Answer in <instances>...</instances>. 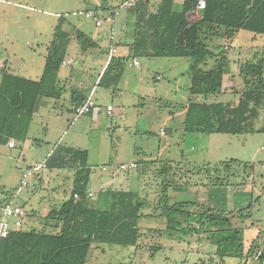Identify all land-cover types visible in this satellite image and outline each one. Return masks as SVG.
Returning a JSON list of instances; mask_svg holds the SVG:
<instances>
[{
  "label": "rangeland",
  "instance_id": "374dc122",
  "mask_svg": "<svg viewBox=\"0 0 264 264\" xmlns=\"http://www.w3.org/2000/svg\"><path fill=\"white\" fill-rule=\"evenodd\" d=\"M100 1L0 0V42L10 44L2 38L3 33L14 42L17 50L24 49L27 42L35 45L37 42H47L52 39L54 29L62 18L63 27L73 40L77 32L85 33L98 44L91 51L92 55H100L110 47L111 42L109 38L106 40V34L110 33L111 27L115 32L114 44L118 43L120 35L119 21L113 26L104 22L99 28L95 19L86 17L88 12L102 9L103 3L100 4ZM104 1H109L110 5L118 2ZM253 37L249 32L241 31L232 41L223 42L237 49L230 58H237L239 50H242L244 60H250L257 48L261 44L264 46V36H257L259 42ZM76 51L82 60L81 66L85 69L93 67L89 64L92 55L84 56L82 46L73 41L69 56H77ZM120 52L125 53L122 49ZM136 60L140 66H130L127 62L116 89L97 87L94 97L97 108L92 116L74 119L76 115L71 112V105L50 113L41 112L32 122L26 143H16V149H9L7 145L0 148V197L8 189H11L8 193L12 192L13 195V190L20 186L21 168L26 164H42L55 146L87 150L88 165L92 170L88 189L95 193V197L87 198L88 201L96 206L102 190L109 195L111 190L129 187L145 201L142 212L147 216L139 222L141 239L138 246L93 244L86 264H241V260L234 256L221 262L210 233L195 231V234H189L183 230L187 226L186 220L179 215L178 223L184 224H176V230H172L174 235L170 237L167 218L162 214L179 202L198 203L202 209L198 213L207 208L237 211L253 205V218L236 226H241L244 232L243 255L248 254L256 237L255 243L259 246L242 264H258L257 257H253L264 246V133H186L184 123L191 97L192 60L146 57ZM215 64L213 62L209 66L206 63L201 69L212 68ZM98 74L95 73V77ZM157 77L160 79L157 80ZM236 77V84L239 85L242 78L240 75ZM214 98L198 97L196 100L204 102ZM215 99L227 102L235 98L233 95H221ZM109 106L115 111L108 113L105 109ZM102 109L106 113H102ZM97 114L98 119L95 120L93 116ZM261 116L256 126L263 128L264 110ZM37 160L39 162L35 163ZM132 161L138 165L136 169L120 170L121 165H129ZM172 165V169H168ZM194 165L215 166L220 173L216 175L203 171L201 175H191L189 168ZM75 178L76 169L47 170L42 178L44 184L29 199L27 196L35 187V177L31 179L29 187L23 189L20 196V202L21 199L26 201L28 219L33 220V211L41 212L42 200L52 198L51 204L59 209L58 205L71 197V184ZM221 180L224 182L222 186L209 185L211 181L220 183ZM195 221H190L192 227L199 226ZM51 227L40 224L36 228L55 232ZM28 228L26 223L22 229Z\"/></svg>",
  "mask_w": 264,
  "mask_h": 264
},
{
  "label": "trees",
  "instance_id": "16d2710c",
  "mask_svg": "<svg viewBox=\"0 0 264 264\" xmlns=\"http://www.w3.org/2000/svg\"><path fill=\"white\" fill-rule=\"evenodd\" d=\"M176 0H162L158 10L150 11L147 0L136 4V35L129 58H186L192 60L190 68L191 97L188 100L185 117V132L198 134L255 135L264 133V127H257L264 110V48L239 67L244 88L236 89L233 101L220 102L215 98L222 94L224 75L230 72L224 52L216 54L210 46L213 39H233L241 30L256 36H264V0H206L207 6L200 19L189 20L196 11L194 0H183V9H174ZM60 19L48 49V56L39 81L26 79L3 72L0 79V148L11 139L27 140L39 97L59 99L63 90L59 87V72L67 57L71 34L63 29ZM84 51L96 43L84 33L74 37ZM218 64L210 70L201 69L208 58L218 57ZM129 58L113 57L100 78L99 86L116 89L122 80ZM215 97L212 101H197L198 97ZM73 102L84 103L79 93H73ZM89 152L57 145L47 159L48 170L76 169V178L71 197L59 209L52 210L47 220L56 222L55 232L45 229L15 230L0 240V264H86L93 244L103 243L122 247H136L140 243L139 222L145 218V207L139 194L117 189L110 194V208L98 210L87 199V189L92 170L88 165ZM234 162V161H233ZM138 167V165H137ZM173 165L168 169H172ZM208 168V169H207ZM172 171V170H171ZM220 173L215 166L194 165L189 174L201 175ZM209 182V181H208ZM209 182L210 186L223 185ZM12 193V192H11ZM10 193V194H11ZM78 194L81 201H76ZM3 201L9 197L8 191ZM202 210L196 202L175 203L162 216L168 221V232L173 237L179 215L187 226L183 230L194 233H210L216 243L217 254L224 262L234 256L246 261L259 248L254 239L248 254L243 255V229L237 227L253 218V205L243 209ZM150 216V215H149ZM159 216V215H158ZM176 216V218H175ZM197 220L198 227L191 226ZM234 221H236L234 224ZM201 230V231H200ZM159 231V230H158ZM160 232V231H159ZM264 264V250L257 258Z\"/></svg>",
  "mask_w": 264,
  "mask_h": 264
},
{
  "label": "crops",
  "instance_id": "0c3cea01",
  "mask_svg": "<svg viewBox=\"0 0 264 264\" xmlns=\"http://www.w3.org/2000/svg\"><path fill=\"white\" fill-rule=\"evenodd\" d=\"M138 1L139 0H118L117 4H115V5H110L109 1H104V0L100 1V4L103 3L102 9H104L105 12L102 9L101 10L105 14L118 12V15L114 16V23H113V24H115L116 21H119V23H120V35H119L118 43L114 44L113 40L115 38V32L113 30V27H111L110 33L106 34V40L109 38L110 39L109 41L111 42L110 47L108 49H106L105 51L101 52L100 55L94 56V55H92L93 53L91 51L96 49L98 44H97V41L95 39H93L87 35L96 43L95 44L96 46L92 47L86 51H84L82 48V50H83L82 53L84 56L87 54L92 55L90 57V58H92V61L89 64H90V66H93V67H88L85 69V67L81 66L82 60H80V58L78 57L77 51L75 52V53H77V56H73V57L69 56V49L72 48L73 41L77 42V40H75V39L73 40V38L71 37V43H70V46H69L68 51H67V57H66L65 62H64L63 66L59 72V87L63 90V93L61 94V97L59 99L39 97L37 104H36L35 114H34L33 120H35L41 114V112H42V114H44V113H50L51 111H58L59 109L67 108L66 107L67 105H71V112L73 114H75L74 109L78 104L73 102V100H72L73 93H79L81 96H83L84 98H87V99L92 94V98L94 99L95 94L97 92V87L99 86L100 78L103 75L106 68L108 67L111 59L113 57L129 58L131 56V46L133 45V43L135 41V35H136L137 10H136V6L129 8L128 5H126V4L128 2H136V4H137ZM147 1L149 2L150 11L153 13H155L158 10L159 5L162 2V0H147ZM174 9L177 12H181L183 9V0H176L175 5H174ZM119 17H120V19H119ZM200 17H201V12L194 11L189 16V20L200 19ZM113 24H111V26H113ZM101 27H99V28H101ZM63 29L65 30V27H63ZM54 31H55V29H54ZM241 31H243V30H241ZM241 31H239V32H241ZM79 32H81V31H79ZM239 32H237L235 34L233 39H235L237 37ZM81 33H83V32H81ZM250 34H252V33H250ZM252 35L254 36L253 39H255L257 42H259L260 38H258L254 34H252ZM2 38H4L6 40L5 42H9L10 44L4 45V44H2V42H0V79H1L3 72H9V73L16 75V76H20V77L30 79V80L39 81L43 75V71H44V67H45V63H46V58L48 56V49H49V47L53 41V35H52L51 40H48L47 42H44V43L43 42H37V44L35 45L32 42H27L24 49L22 48L19 50H17V47L15 46L14 42L7 39L6 35H4V33L2 35ZM233 39H221V40L220 39H213L210 42V46L214 49L213 51L216 54H219V52L223 51L224 56L227 57V59H228L230 72L228 74L224 75L223 86H222V94L225 96L226 95H233L234 96L236 89L240 90L241 88H244L242 82H240L239 85L236 84V82H237L236 75L239 76V73H240L239 67L241 65L249 62V61H253V59L255 58V55L257 53H260L264 47L261 44L259 46V48H257V51H255L254 56L250 60H246V59L244 60V57L241 56L242 50H239V56L237 58H233V57L230 58V55L236 53L237 49L234 47V45H230L229 43L224 44L223 42L232 41ZM263 39H264V37H263ZM101 41L102 40H100V42ZM77 43L79 45H81L79 42H77ZM35 46H36V48H35ZM113 49H116L117 52L113 53L112 52ZM121 49L125 53L121 54V52H120ZM2 50H4V53L2 52ZM11 55L13 57L10 61L9 58ZM219 58H220V56L208 58L206 63L209 64V66H210V64L214 62V63H216L215 64V66H216L219 62ZM135 59L136 58H129L128 59V63L130 66H135L134 65ZM139 66H140V64L138 66H135V67H139ZM215 66H213V67H215ZM79 67L81 69H79ZM208 67L206 70L211 69L210 67L208 69ZM95 73H99L97 75V77H95ZM159 79H160V77H157V80H159ZM94 101L96 102V105H97L96 99H94ZM105 110H107V109H105ZM114 111L115 110L113 109L112 112H114ZM101 112L106 113V111H103V109ZM92 114H93V112L91 114H88V115L92 116ZM98 114H97V116L96 115L93 116V118L95 117V120L98 119ZM46 115L50 116V114H46ZM88 115H86V116H88ZM77 118H79V117H76L74 119H77ZM31 126H32V124H31ZM10 141L15 142V147L10 148L7 144L9 149H16V146H17L16 143H21V142L15 141L14 139H11ZM24 142L26 143L27 140ZM52 152H53V150L47 154V156L43 159V162H47V159L51 156ZM37 162H39V161L38 160L35 161V163H37ZM31 163H33V162H31ZM132 163H136V162L132 161ZM34 165H36V164H34ZM123 165H125V164H123ZM30 166H33V164H26V166L24 168H21L22 174L20 177L23 176L24 170L29 168ZM47 170H48L47 168L42 169L41 172H39L35 175V185H34L35 187L33 189H31L32 193H29L30 195L27 196V197H29V199H30V196L32 194L35 195V193H37L38 190L44 184L42 178H43L44 172ZM124 183L125 182H123L122 184H124ZM71 189L72 190L74 189V182H73V184H71ZM10 190L11 189H8L7 191H10ZM122 190L131 191L129 189V187H128V189H122ZM103 191L104 190H102V192H101V197H99V199H97V201H96L97 202L96 208L98 210H108V206L110 204V194L113 190H111L109 192V195H107ZM13 192H15V190H13ZM87 193H92L93 197H95V193L91 189H87ZM20 196H21V194L18 197L19 202H20ZM10 197H11V194H9V197H7V198L9 199ZM0 198L4 199L3 196ZM64 201H65V199L63 200V202ZM51 202H52V198L42 200L43 205L41 207V212L35 213V211H33L34 218H33V220H29L28 219L29 214H28V211L26 210V201L21 199L20 204H22L24 206L25 211H26V216L24 217V225H26V223H27V225L29 226L28 230L37 229L36 227H38L40 224H42V225L45 224L47 226V228L52 225L51 228H54L53 225L55 226L56 222L46 219V217L49 215V213L55 209V205H52ZM63 202L61 203V205L63 204ZM61 205H58V206L61 207Z\"/></svg>",
  "mask_w": 264,
  "mask_h": 264
},
{
  "label": "built area",
  "instance_id": "2783aa9c",
  "mask_svg": "<svg viewBox=\"0 0 264 264\" xmlns=\"http://www.w3.org/2000/svg\"><path fill=\"white\" fill-rule=\"evenodd\" d=\"M194 2L196 5V11L202 12L206 9V0H194ZM126 5H128L129 8H132L136 6V2H128ZM116 15H118V12L105 14L101 9H96L95 12H88L86 14V17L95 19L97 27H101L104 22L113 24L114 16ZM112 52L116 53L117 50L113 49ZM134 65H139V62L136 59L134 60ZM96 108V102L92 98L91 94L84 103H81L75 107L74 113L76 117H80L91 114ZM112 110L113 109L111 106L107 108L108 113H111ZM162 133H164V131H162ZM8 146L10 148H14L15 142L10 141L8 143ZM45 168H47L46 162H43L42 164H36L25 169L20 182V186L15 190L13 195H11V197L7 199V201H3V199L0 198V240L7 238L12 231L19 230L24 227V217L26 216V211L24 206L20 204L18 197L23 189L29 187L31 179H33L37 173L41 172V170ZM136 168V163L120 166V170L126 171ZM92 196L93 194L89 193L87 195V198H91ZM74 198L76 201H81V198L78 194H76Z\"/></svg>",
  "mask_w": 264,
  "mask_h": 264
},
{
  "label": "water",
  "instance_id": "95a60500",
  "mask_svg": "<svg viewBox=\"0 0 264 264\" xmlns=\"http://www.w3.org/2000/svg\"><path fill=\"white\" fill-rule=\"evenodd\" d=\"M264 250V246L263 247H261V249H259L255 254H254V259L258 256V254L261 252V251H263ZM252 264V263H251Z\"/></svg>",
  "mask_w": 264,
  "mask_h": 264
}]
</instances>
